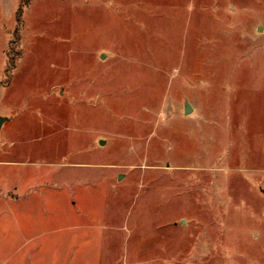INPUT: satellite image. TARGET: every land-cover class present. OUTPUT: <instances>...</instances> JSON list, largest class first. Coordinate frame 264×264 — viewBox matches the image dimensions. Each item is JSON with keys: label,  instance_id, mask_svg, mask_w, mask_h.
<instances>
[{"label": "rangeland", "instance_id": "obj_1", "mask_svg": "<svg viewBox=\"0 0 264 264\" xmlns=\"http://www.w3.org/2000/svg\"><path fill=\"white\" fill-rule=\"evenodd\" d=\"M0 114V264H264V0H0Z\"/></svg>", "mask_w": 264, "mask_h": 264}, {"label": "water", "instance_id": "obj_2", "mask_svg": "<svg viewBox=\"0 0 264 264\" xmlns=\"http://www.w3.org/2000/svg\"><path fill=\"white\" fill-rule=\"evenodd\" d=\"M184 109L186 114L192 110L191 106L187 102L185 103ZM6 121H8V118L0 114V129Z\"/></svg>", "mask_w": 264, "mask_h": 264}]
</instances>
